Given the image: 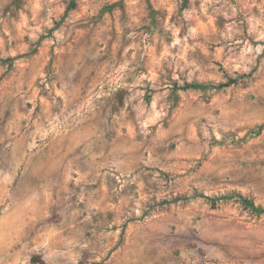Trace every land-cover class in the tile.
Returning <instances> with one entry per match:
<instances>
[{
    "label": "rangeland",
    "instance_id": "374dc122",
    "mask_svg": "<svg viewBox=\"0 0 264 264\" xmlns=\"http://www.w3.org/2000/svg\"><path fill=\"white\" fill-rule=\"evenodd\" d=\"M241 197L264 0H0V264H264Z\"/></svg>",
    "mask_w": 264,
    "mask_h": 264
},
{
    "label": "trees",
    "instance_id": "16d2710c",
    "mask_svg": "<svg viewBox=\"0 0 264 264\" xmlns=\"http://www.w3.org/2000/svg\"><path fill=\"white\" fill-rule=\"evenodd\" d=\"M205 85L199 82H191V83H186L184 85V88H203ZM243 199V201L248 204V206H250L252 209L258 211V212H262L264 211V209L260 206H256L255 203L251 200H248L244 197H241Z\"/></svg>",
    "mask_w": 264,
    "mask_h": 264
}]
</instances>
